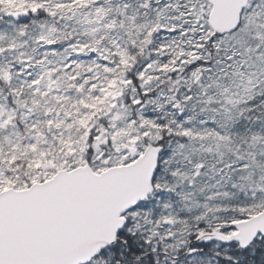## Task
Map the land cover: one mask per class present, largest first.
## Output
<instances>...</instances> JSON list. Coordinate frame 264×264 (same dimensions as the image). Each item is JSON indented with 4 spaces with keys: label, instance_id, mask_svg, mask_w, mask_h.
Segmentation results:
<instances>
[{
    "label": "snow or ice",
    "instance_id": "6c2138e0",
    "mask_svg": "<svg viewBox=\"0 0 264 264\" xmlns=\"http://www.w3.org/2000/svg\"><path fill=\"white\" fill-rule=\"evenodd\" d=\"M0 264H264V0H0Z\"/></svg>",
    "mask_w": 264,
    "mask_h": 264
}]
</instances>
